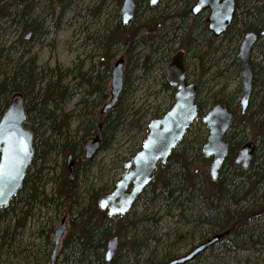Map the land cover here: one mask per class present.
I'll use <instances>...</instances> for the list:
<instances>
[{"label": "trees", "instance_id": "obj_1", "mask_svg": "<svg viewBox=\"0 0 264 264\" xmlns=\"http://www.w3.org/2000/svg\"><path fill=\"white\" fill-rule=\"evenodd\" d=\"M31 1L34 0H0V120L12 96L22 93L28 115L26 126L35 135V158L24 186L11 205L0 211V264H15L13 256L20 251L28 222L43 209H51L56 214L65 213L68 219L69 229L61 244L57 264H108L105 260L106 248L114 237H119L120 246L117 256L110 264H167L176 257L165 256L157 263L153 253L144 257L152 243L157 241L151 228L157 226V216L161 210H154L157 208L156 203L162 201L166 209L165 215L173 217L177 213L184 217L185 227L191 228L186 236L195 237L198 233L199 243L222 232H230L216 247V255H213L215 248L207 253L216 261L211 264H258L264 256V42L255 48L258 61L252 63L254 92L246 113L243 115L239 106L233 108L232 99L222 101L217 100L216 95L212 97L211 106L223 104L229 107L235 113V121L225 137L229 151L218 179L216 182L207 179L211 186L209 192L202 187L197 188L194 181L196 177L191 171L197 162L196 155H203L201 147L203 148L208 137V130L202 120L209 107L206 105L207 98H201L198 87L199 122L203 130L192 138L187 136L190 130L188 131L173 151L167 167L160 168L156 181L144 191L128 215L110 218L107 212L100 210L99 199L114 187L101 188L100 191L92 187L84 194L80 193L76 182L67 181L47 193V183H42L43 173L50 170V163L56 164V160L52 161L53 156H62L64 159L72 156L79 160V169L88 170L92 161L84 160L86 140L99 136L100 153L106 151L116 140L123 125L122 98L129 88L128 81L125 82L122 97L114 110L99 118L95 111L102 108L108 100V94L102 88L110 73L108 60L110 62L114 58L113 50L117 44L125 43L130 55L138 48L143 49L151 41V45L147 47L150 54L142 64V70L148 72L152 68L153 56L159 50L167 49L168 44L175 43L179 38L178 28L175 29L173 25L166 27L165 24L170 22L166 17H151L146 21L149 27L147 32L150 34L144 36L140 34L145 30L131 33L133 26L125 28L117 21L108 32L109 35H99L95 39V50L103 54L96 55L95 58H99V61L95 63L93 59L94 63L87 72L77 74L74 68L71 71L52 70L49 74H44L38 71L34 58L25 59L31 53L28 43L19 40L9 44V41L1 40L7 24L11 27L15 23L23 31L32 28L35 30L34 26L37 29L29 8ZM194 1L196 0H188V3ZM237 10L232 27L217 47H214V43L218 39L208 32L205 20L200 22L201 18L191 17L188 5L184 11L175 12L174 17L180 19V24L188 19L194 23V30L188 36L185 46L187 53H192L196 62L203 64L204 74L209 72V68L204 67L208 57L215 62L212 67L217 75L222 76L224 70L232 69L239 77L240 63L236 56L229 67L223 66L224 70L220 64L226 60V55L218 60L212 57L222 52L223 42L227 43L225 48L232 46L235 40L249 31L260 36L264 24V1L238 0ZM197 30L200 33L194 36ZM36 34L37 30L34 35ZM234 49L236 50V46ZM82 83L88 90L78 102L77 114L65 112L64 106L78 96L77 90ZM163 88L164 91L175 92L165 76ZM93 93L97 97L92 98ZM236 93L241 94L240 89ZM169 99V106L163 112H156L155 117H160L170 109L172 95ZM140 120L135 122L140 124ZM75 121L80 124L76 130H72ZM139 127L145 136L146 124L142 122ZM249 140L258 144V150L250 168L244 170L235 165V160L241 147ZM140 148L141 145L138 150ZM134 154L131 153L130 158ZM63 165H66L64 160ZM145 199L147 202L142 203ZM141 206L144 207L139 213ZM43 229L41 225L38 231L42 233ZM50 244L51 241L47 238L43 247L45 262L42 264H46L49 259L47 250ZM201 261L202 264L205 262L202 256L189 264H200Z\"/></svg>", "mask_w": 264, "mask_h": 264}, {"label": "rangeland", "instance_id": "obj_2", "mask_svg": "<svg viewBox=\"0 0 264 264\" xmlns=\"http://www.w3.org/2000/svg\"><path fill=\"white\" fill-rule=\"evenodd\" d=\"M247 1L244 0V2ZM142 3L143 5L138 14L139 17L132 24L133 30H131V33L145 30L140 35H149L150 33L147 32L149 27L146 25V21L151 17L159 18L163 16L170 19V22L165 24L166 27L169 28L173 25L175 29L178 28L179 38L175 43L168 44L167 49H161L159 53L153 56V59H151L152 68L148 72L142 70V64L150 54L147 47L151 45V41L147 43V46L144 45V50L142 47L138 48L130 55L125 43L117 44L113 50L115 56L112 59L109 58L108 66L111 69L115 62L123 59L125 82L127 80L129 83V88L122 98L123 125L119 129L117 138L106 151L98 154L88 170L79 169V160L73 158L74 171L72 177H70L67 167L68 156L65 159L62 156L56 158L53 156L52 161L56 160V164L50 163V170L44 171L42 177V183H47V193L57 189L58 185H62L63 182L67 181L76 182L80 193L84 194L92 187H95L96 191H100L101 188L105 187L107 189L113 188L124 172L121 167L130 158L131 153L138 151L145 138L139 126L143 122L147 127L148 123L155 118L156 112H163L169 106L171 92L164 91L163 88L166 67L178 51L186 49L185 43L190 33L194 30V23L190 19L181 23V25L178 22L180 19L174 16L175 12L184 11L187 5L191 9L195 2L188 3V0H163L155 9L149 8L144 2ZM29 4L32 20L35 21L37 29L34 26L35 30L32 28L23 31L15 23L11 27L7 24L4 27L5 33L1 40L9 41V44L19 40L28 43L31 53L25 59L34 58L38 71L44 74H49L52 70L71 71L76 67L79 59L84 62L83 71H88L94 61L95 63L99 61V58H95L97 57L96 55L102 53L95 50V39L99 35L107 36L110 29L120 19L117 17L121 6L119 0H36L31 1ZM204 20L205 18L202 17L200 22ZM180 26L184 27L180 28ZM262 27H264V24ZM36 30L38 34L34 35L30 42H27L26 37L31 32L35 33ZM199 33L200 30H197L194 36ZM242 37L239 40H235L234 44L227 48H225L227 43L223 42L224 47L221 46L222 52L212 57L215 58L214 60H218L223 55H226V60L220 64L222 65V70H224L225 66L229 67L233 62ZM221 43L222 40L220 39L214 43V47L221 45ZM235 46L236 50L234 49ZM161 52H163L162 55ZM257 54V51L253 54V63L258 61L256 59ZM93 59L94 61H92ZM187 61L189 62L188 77L191 82L199 86L201 98H207V107L210 108L212 97L215 95L217 100L227 101L232 99L233 108L239 106L242 98V78L240 75L239 77L235 75L232 69L229 71L224 70L222 76L217 75L216 70L212 67L215 62L208 57L204 66L209 68L207 74L203 73V64H198L192 53L188 54ZM68 83H71V81L68 80ZM224 86H227V88L224 89ZM103 89L110 93V79L104 81ZM239 89L241 94L236 93ZM82 91H85V89L82 88ZM82 93L64 106L65 112L77 114L78 102L82 98ZM100 109L95 111L98 118L100 117ZM137 119H141L140 124L135 122ZM79 124L78 121H75L72 130H76ZM200 130H203V127L201 122L198 121L190 129L187 136L192 138L197 133L199 134ZM195 158L197 162L191 170L196 177L194 181L197 184V188L202 187L209 192L211 186L208 184L207 179L210 180L211 160L206 159L203 155L200 157L196 155ZM63 160L66 162L65 166L63 165ZM145 202H147L146 199L142 201V203ZM148 205L152 206L149 203ZM156 205L157 208L154 211L158 212L157 209L159 208L161 211L157 216L159 218L157 226L151 228V231H153V236L157 238V241L152 243L149 251L145 252L144 257L153 253L157 263L165 256L172 258L184 255L198 245L200 237L198 233L195 237L186 236L187 231L191 228L185 227V218L177 213H174L173 217L166 216L163 201L156 203ZM143 207L141 206L138 209L139 213ZM65 215V213L56 214L51 209H43L41 212L36 213L35 217L27 224L20 251L13 256L14 263L42 264L45 262L43 261L44 243L47 238L50 239L51 244L47 250V254L50 256L53 248L54 229ZM41 225L44 227L42 233L38 231ZM51 228L52 230H50ZM216 253H218L217 249L213 252V255H216ZM207 256L208 254L202 256V260L205 261L203 264L216 263L213 256L210 255L207 262ZM46 264H49V259ZM200 264H202V261ZM258 264H264V256L259 260Z\"/></svg>", "mask_w": 264, "mask_h": 264}, {"label": "water", "instance_id": "obj_3", "mask_svg": "<svg viewBox=\"0 0 264 264\" xmlns=\"http://www.w3.org/2000/svg\"><path fill=\"white\" fill-rule=\"evenodd\" d=\"M161 0H156L152 7ZM208 11L207 29L216 38L223 36L233 24L236 12V0H197L191 13L197 17ZM135 0H123L120 8L122 25L127 26L135 17ZM264 37V30L262 32ZM31 35L27 37L30 40ZM254 33L245 35L240 44L237 58L240 62L242 78V98L239 102L242 114L248 110L254 92V71L252 68V51L257 43ZM124 60L112 65L110 99L102 107L101 116L107 115L118 105L125 87ZM168 83L176 88L173 106L159 118L150 121L146 138L141 149L125 163L124 173L115 188L103 194L99 199V208L107 212L110 218H123L134 208L145 189L156 181L160 167H166L172 152L185 138L188 130L199 119L197 104V86L187 80L184 53H177L166 68ZM235 120V114L222 104L213 105L203 118L209 131L202 152L205 158L212 159L209 175L216 182L219 172L227 158L229 144L225 140ZM28 121L25 97L15 93L0 120V211L8 208L18 196L35 158V135L26 127ZM101 140L90 139L84 149L85 161H92L99 154ZM257 153V144L245 143L235 160L237 167L248 170ZM70 177L74 171V161L67 160ZM68 231L67 218L64 217L53 232V248L49 264H57L62 240ZM230 235L229 231L217 234L200 243L187 254L167 264H189L210 249L216 247ZM119 237L112 238L106 248L105 260L112 263L119 250Z\"/></svg>", "mask_w": 264, "mask_h": 264}, {"label": "flooded vegetation", "instance_id": "obj_4", "mask_svg": "<svg viewBox=\"0 0 264 264\" xmlns=\"http://www.w3.org/2000/svg\"><path fill=\"white\" fill-rule=\"evenodd\" d=\"M34 1H36V0H34ZM37 1H39V0H37ZM162 1L163 0H161L160 1V3L157 5V6H155V7H152L151 5H150V0H148V1H146V0H135V4H136V12H135V17H134V19L131 21V23L129 24V25H127V26H123L122 25V17H121V15H120V8H121V6H122V3H123V0H119V2H120V4H121V6H120V8H119V11H118V17L120 18L119 19V21L121 22V26L122 27H125V28H127V27H131V26H133L132 24H133V22H136L137 21V19H138V14H139V11H140V9H141V7H142V5H143V3L142 2H144L145 4H147L148 5V7L149 8H151V9H155L156 7H158L161 3H162ZM195 3H194V5H193V7L195 6V4H196V2H197V0L196 1H194ZM237 3H238V0H236V12H235V16H236V14H237V12H238V10H237ZM193 7L190 9V15H191V17H193V18H202V17H204L205 18V23H206V26L208 25L207 24V19H208V17H209V12L208 11H205V12H202L201 14H199L197 17H195V16H193L192 15V13H191V11H192V9H193ZM235 16H234V19H235ZM233 22H234V20H233ZM233 25V24H232ZM232 25H231V27H232ZM230 27V28H231ZM230 28L228 29V31L230 30ZM208 30V29H207ZM263 30H264V27L262 28V32H263ZM228 31L223 35V36H221V37H219V38H216V37H214L211 33V35L215 38V39H218V40H220V39H222L227 33H228ZM262 32H261V34H260V36L256 33V32H253V31H249V32H246V33H244L242 36V40H241V42H240V44L242 43V41H243V39H244V37H245V35L246 34H248V33H254V34H256V36H257V43L255 44V46H254V48H253V51H252V58H253V54H254V52H255V48L257 47V45L260 43H263L264 42V37L262 36ZM31 34V38L30 39H32L33 38V36H34V33L33 32H31L30 33ZM27 42H30V40H27ZM239 47H240V45H239ZM239 47H238V49H239ZM179 52H183L184 53V63H185V66H186V69H187V80H188V82H190V83H193V82H191V80H190V78L188 77V67H189V62L187 61V56H188V53H187V51H186V49H182V50H180V51H178L177 53H179ZM238 52V51H237ZM176 53V54H177ZM175 54V55H176ZM174 55V56H175ZM173 56V57H174ZM172 57V58H173ZM171 58V59H172ZM171 61V60H170ZM169 61V62H170ZM253 62V61H252ZM84 67V62L82 61V60H78V62H77V64H76V67H75V69H76V72H77V74H79V73H83L84 71H83V68ZM111 70H112V68L110 69V73H109V76H108V78L106 79V81H108L109 79H110V83H111ZM87 72V71H86ZM124 75H125V72H124ZM165 79H166V81H167V78H166V74H165ZM105 81V80H104ZM167 83H168V81H167ZM169 84V83H168ZM170 85V84H169ZM171 87V86H170ZM198 85H197V90H198ZM82 88L83 89H85V91H82ZM104 88V87H103ZM102 88V89H103ZM171 88H173V87H171ZM125 89V88H124ZM175 89V91H176V88H174ZM86 90H88V88H87V86L84 84V83H82L81 85H80V88L77 90L78 91V95H80V93H82V96L83 95H85L86 94ZM107 94H108V99L110 98V93H108V91H106L105 89H103ZM175 93V92H174ZM174 93H171V95L172 96H174ZM92 95V94H91ZM92 98H94V97H97L96 96V93H93V95L91 96ZM95 137V136H94ZM92 138V137H91ZM169 162V161H168ZM168 165V164H167ZM147 189V188H146ZM145 189V190H146ZM144 193V192H143ZM143 195V194H142ZM142 195H141V197H142ZM140 197V198H141ZM139 198V199H140Z\"/></svg>", "mask_w": 264, "mask_h": 264}, {"label": "snow or ice", "instance_id": "obj_5", "mask_svg": "<svg viewBox=\"0 0 264 264\" xmlns=\"http://www.w3.org/2000/svg\"><path fill=\"white\" fill-rule=\"evenodd\" d=\"M152 3L155 4L156 3V0H152Z\"/></svg>", "mask_w": 264, "mask_h": 264}]
</instances>
